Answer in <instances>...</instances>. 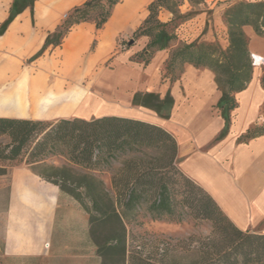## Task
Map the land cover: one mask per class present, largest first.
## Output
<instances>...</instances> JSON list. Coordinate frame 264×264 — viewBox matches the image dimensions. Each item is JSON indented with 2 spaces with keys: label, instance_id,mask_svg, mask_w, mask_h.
<instances>
[{
  "label": "crops",
  "instance_id": "0c3cea01",
  "mask_svg": "<svg viewBox=\"0 0 264 264\" xmlns=\"http://www.w3.org/2000/svg\"><path fill=\"white\" fill-rule=\"evenodd\" d=\"M83 1L34 0L32 9L25 8L7 25L0 35V116L90 119L114 115L159 126L176 141L179 171L205 190L238 229L264 233V134L242 139L248 130L264 126V63L254 65L255 54L264 59V37L258 36L250 25L242 27L254 70L247 86L235 94L237 105L231 111L227 133L216 139L224 120L217 108L221 92L214 73L209 68L185 63L179 77L162 83L160 68L169 58V50L153 53L151 90L121 92L116 100L101 97L105 105L98 94L71 85L73 78L67 68L54 78L39 70L19 69V63L36 60L46 51L32 59L66 12ZM150 1L122 0L99 29L91 22L75 24L63 38L65 49L81 50L98 35L99 42L89 63L98 61L108 50L109 40L140 25L138 12ZM11 2L0 0V24L7 18ZM201 22L197 17L188 23L197 30L192 41L202 32ZM185 37L188 38L182 34L178 40ZM129 53L122 54L119 61ZM63 58L68 61L69 54L63 52ZM114 74L117 81L125 80L120 70ZM135 92H153L160 97L169 92L173 98L169 116L133 105ZM0 167L6 170L0 174V264H104L91 237L89 215L75 198L24 162H0Z\"/></svg>",
  "mask_w": 264,
  "mask_h": 264
},
{
  "label": "trees",
  "instance_id": "16d2710c",
  "mask_svg": "<svg viewBox=\"0 0 264 264\" xmlns=\"http://www.w3.org/2000/svg\"><path fill=\"white\" fill-rule=\"evenodd\" d=\"M122 0H85L69 9L57 28L49 33L41 49L32 59L40 56L48 46L56 47L72 26L80 22L94 23L101 28L111 16L113 8ZM191 5L202 0H187ZM34 0H12L7 18L0 24V35L13 18L25 8L32 9ZM177 0H151L134 37L146 36L148 42L136 57L148 63L157 50L166 49L176 39L173 21L187 18L178 10ZM160 9L172 13L166 22L158 18ZM228 45L221 49L210 42H183L171 52L166 68L191 64L206 67L214 73V80L221 95L217 103L224 120L216 139L228 131L231 111L236 107L235 94L243 90L253 74V60L248 39L243 31L250 25L258 36L264 37V1H238L224 11ZM177 78L171 77V81ZM264 86V72L262 76ZM154 110L167 118L173 105L169 92L163 97L153 92H135L131 100ZM264 134V126L248 130L242 139ZM0 162H24L46 181L75 198L89 214L91 237L104 264H164L161 257L147 259L132 257L127 253L123 219L142 203L154 219L167 217L182 221L184 216L206 220L211 233L199 242V260L196 264H261L264 262V233L238 229L219 208L211 196L183 175L184 190L178 197L171 176L163 170L177 165V144L174 137L163 128L139 119L103 115L84 119L60 117L56 119H29L0 116ZM155 151L150 157L147 151ZM131 154V155H130ZM139 154V156L135 155ZM129 156L125 166L111 177L114 196L95 175L110 166L121 156ZM50 156L62 157L65 164H47ZM178 168V167H177ZM179 170V169H178ZM0 167V174L5 173ZM181 211H179V209ZM119 209H122L120 212ZM98 215H93L90 211ZM116 222L118 229L99 241L96 234L99 224ZM116 225V226H117ZM192 236L189 238L191 239Z\"/></svg>",
  "mask_w": 264,
  "mask_h": 264
},
{
  "label": "rangeland",
  "instance_id": "374dc122",
  "mask_svg": "<svg viewBox=\"0 0 264 264\" xmlns=\"http://www.w3.org/2000/svg\"><path fill=\"white\" fill-rule=\"evenodd\" d=\"M177 1L179 3L178 10L182 14L186 13L187 18H177L172 22V25H175L174 31L177 37L166 48L170 52L169 56L183 42L189 43L192 41V37L197 33V30H192L194 25H189L188 23L197 17L202 20V32L199 38L194 41L214 43L221 49H225L228 45H226L228 35L224 20L225 9L238 1L255 2L264 0H202L195 5H191L187 0ZM147 4L148 2L142 5L138 12L140 16L139 23H141L148 13L146 9ZM172 17V13L165 9H160L158 12V18L163 22L169 21ZM134 30L122 31L116 34L113 39L107 42L108 50L106 53L98 61L91 64L89 63V59L95 54L99 42L98 35L92 39L89 45L81 50L65 49V40L62 39L59 46L55 48L49 46L38 59L33 61L27 59L19 63V69H27L34 72L39 70L41 74L50 75L54 78L61 76L60 70L67 68L71 71L73 78L71 85H75L85 91L91 90L94 94H98L100 98H111L112 100H116L117 94L121 92L131 94L134 90H151L150 65L153 54L148 63H144V61L136 57V54L142 51L141 49L148 41V37H134ZM182 34H186L188 38L186 39L185 37L183 40H178ZM131 39H133V42L129 44L128 42ZM63 52L69 54L68 61L64 60ZM127 53H129V56H125L124 60L119 61V57ZM167 60L160 68L162 83L170 80L174 75L179 77L183 70V65L181 67L177 65L172 72H168L166 68ZM39 64H43L44 66L42 65L43 67H41L40 65L39 67ZM117 70H120L122 79H125L124 81H117L118 76L114 74ZM261 70L264 72V65L261 67ZM103 98H101V103L105 105L107 103ZM5 140L3 137L0 138V141ZM147 153L150 157L156 155L153 150L147 151ZM135 155L139 156V154ZM128 157L127 155L121 156L117 161H113L110 166H105L100 171L95 172V175L103 181L111 196H114L111 187V177L113 173L118 172L125 166L124 163ZM46 163L61 166L66 162L62 157L50 156L46 159ZM164 171H167L166 174L171 176V179L175 181V193L180 197V194L184 190L182 186L183 175L178 170L177 165L174 169L163 170L161 173ZM178 209L181 211L180 208ZM119 211L121 212L122 209H119ZM92 214L98 217L96 213L93 212ZM123 221L125 225L127 253L132 257L147 259L149 263H151V259L161 257L157 254H162L164 264L198 263L199 242L207 237L212 230L209 221L196 220L186 215L182 221L170 220L167 217L154 219L151 217L146 203H142L135 211L129 212ZM116 225V222L99 224L100 229L96 234V238L101 241L102 238L109 234L110 229L116 227L118 229V225ZM191 236L192 238L189 239ZM261 264H264V262Z\"/></svg>",
  "mask_w": 264,
  "mask_h": 264
},
{
  "label": "bare ground",
  "instance_id": "6f19581e",
  "mask_svg": "<svg viewBox=\"0 0 264 264\" xmlns=\"http://www.w3.org/2000/svg\"><path fill=\"white\" fill-rule=\"evenodd\" d=\"M255 56V60H256V62L254 63V65H255V67H258V64L260 63L259 61H260V58H259V55H257V54H255L254 55Z\"/></svg>",
  "mask_w": 264,
  "mask_h": 264
},
{
  "label": "built area",
  "instance_id": "2783aa9c",
  "mask_svg": "<svg viewBox=\"0 0 264 264\" xmlns=\"http://www.w3.org/2000/svg\"><path fill=\"white\" fill-rule=\"evenodd\" d=\"M255 59V58H254ZM260 62L264 63V59L263 58H260Z\"/></svg>",
  "mask_w": 264,
  "mask_h": 264
},
{
  "label": "water",
  "instance_id": "95a60500",
  "mask_svg": "<svg viewBox=\"0 0 264 264\" xmlns=\"http://www.w3.org/2000/svg\"><path fill=\"white\" fill-rule=\"evenodd\" d=\"M132 42H133V39L129 40V42H128V43H129V44H131Z\"/></svg>",
  "mask_w": 264,
  "mask_h": 264
}]
</instances>
